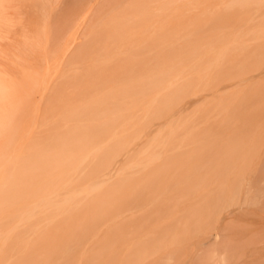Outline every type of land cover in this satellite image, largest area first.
Returning <instances> with one entry per match:
<instances>
[{"label": "bare ground", "instance_id": "obj_1", "mask_svg": "<svg viewBox=\"0 0 264 264\" xmlns=\"http://www.w3.org/2000/svg\"><path fill=\"white\" fill-rule=\"evenodd\" d=\"M178 1L157 4L171 7V15L180 17ZM37 2L0 0V52H16L14 61L19 65L11 71L0 67V264H133L139 256L133 252L145 253L139 264H167L161 253L164 245L163 249L159 243V249L150 246L151 240L165 242L166 225H146L144 218L150 203L163 205L162 193L131 204L124 201L125 193L119 195L115 183L141 171L145 175L141 181L153 180L160 170L145 172L149 162H169L171 152L160 137L169 114L164 111L167 103L160 104L175 100L164 94V83L168 78L180 80L182 54L192 59L201 49L213 52L229 46V34L246 26L251 29V20L235 10L202 9L193 24L199 28L210 24L213 31L226 33L224 37L190 39L193 30H188L195 25H186L168 35V43H178L170 51L176 52L162 57L166 65L150 75L119 67L121 75L101 69L92 77L82 73L64 79L49 67L24 68L23 58L17 56L29 37L37 35ZM230 57L225 64L238 63ZM200 64L212 65L206 60ZM248 81L264 84L263 77ZM235 88L228 90L230 97L238 94L232 93ZM222 111L226 113L228 106L222 105ZM230 113L239 112L233 107L229 116L235 117ZM251 124L243 125V135L238 137L244 144L252 140L247 133L260 130L261 119ZM139 226L143 228L137 230ZM132 227L138 231L134 235ZM202 245V249L212 246ZM196 251L192 257L199 258Z\"/></svg>", "mask_w": 264, "mask_h": 264}, {"label": "rangeland", "instance_id": "obj_2", "mask_svg": "<svg viewBox=\"0 0 264 264\" xmlns=\"http://www.w3.org/2000/svg\"><path fill=\"white\" fill-rule=\"evenodd\" d=\"M159 1L38 0L37 35L29 37L17 56L23 58L24 68L49 67L57 78L82 73L92 77L101 69L121 75V67L150 75L166 65L162 57H173L176 52L170 51L178 43H168V35L195 25L198 11L235 10L248 17L251 29L246 26L244 31L230 33L226 39L229 46L213 52L208 47L201 49L192 59L182 54L185 61L177 77L180 80L168 78L164 83V94L175 100L160 104L167 103L164 111L169 114L160 133L171 152L169 162H149L145 172L160 170L153 180L141 181L145 176L141 171L118 179L115 188L119 195L125 193L124 201L131 204L143 196L162 193L163 205L150 203L143 217L146 225H166L162 235L169 238H164L167 244L151 240L150 246L159 243L163 249L164 245L161 253L168 258L167 264H264V84L247 82L253 77L264 79V0H176L180 17L175 12L171 15V7L161 6V2L159 6ZM213 28L195 25L187 37L205 41L225 36ZM7 53L0 52V67L11 71L19 65L14 61L16 52ZM229 54L237 64H225ZM201 60L212 65L200 64ZM219 61L223 62L216 64ZM232 88V93L238 94L230 97ZM222 105L228 106L226 113ZM233 107L239 113H230L235 116L230 117ZM259 118L260 130L257 127L254 135H246L252 140H244L245 144L243 138L238 140L243 125H252ZM136 227L131 228V234L143 228ZM207 243L212 246L202 249ZM199 247L200 253L196 251ZM134 254L139 256L134 257L136 261L132 257L133 264L142 263L145 253ZM187 256L194 260L190 262Z\"/></svg>", "mask_w": 264, "mask_h": 264}]
</instances>
